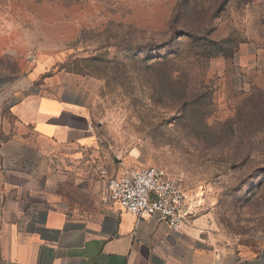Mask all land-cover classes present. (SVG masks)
Here are the masks:
<instances>
[{"label": "rangeland", "instance_id": "1", "mask_svg": "<svg viewBox=\"0 0 264 264\" xmlns=\"http://www.w3.org/2000/svg\"><path fill=\"white\" fill-rule=\"evenodd\" d=\"M0 35L33 44L2 80L36 57L93 83L95 138L53 160V195L159 166L216 243L264 250V0H0Z\"/></svg>", "mask_w": 264, "mask_h": 264}, {"label": "crops", "instance_id": "2", "mask_svg": "<svg viewBox=\"0 0 264 264\" xmlns=\"http://www.w3.org/2000/svg\"><path fill=\"white\" fill-rule=\"evenodd\" d=\"M32 45L0 35V264H264V250L216 243L187 200L185 223L175 231L153 217L117 212L105 203L108 184L75 208L53 195V160L74 158L95 138L94 87L52 73L51 61L36 57L2 80L3 59L31 56Z\"/></svg>", "mask_w": 264, "mask_h": 264}, {"label": "built area", "instance_id": "3", "mask_svg": "<svg viewBox=\"0 0 264 264\" xmlns=\"http://www.w3.org/2000/svg\"><path fill=\"white\" fill-rule=\"evenodd\" d=\"M107 184L105 203L117 212L138 218L153 217L175 231L183 227L188 215L186 193L181 183L164 168L129 167L113 175Z\"/></svg>", "mask_w": 264, "mask_h": 264}]
</instances>
